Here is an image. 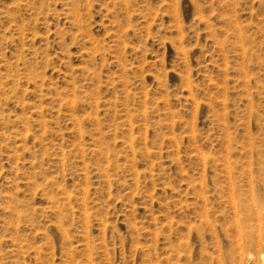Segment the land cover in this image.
Returning <instances> with one entry per match:
<instances>
[{
	"label": "rangeland",
	"instance_id": "rangeland-1",
	"mask_svg": "<svg viewBox=\"0 0 264 264\" xmlns=\"http://www.w3.org/2000/svg\"><path fill=\"white\" fill-rule=\"evenodd\" d=\"M258 202L264 0H0V264H264Z\"/></svg>",
	"mask_w": 264,
	"mask_h": 264
},
{
	"label": "bare ground",
	"instance_id": "bare-ground-1",
	"mask_svg": "<svg viewBox=\"0 0 264 264\" xmlns=\"http://www.w3.org/2000/svg\"><path fill=\"white\" fill-rule=\"evenodd\" d=\"M247 175V174H246ZM250 194V193H249ZM259 201V200H258ZM255 206V205H254ZM262 207H264V203L260 204L258 202V208L261 209ZM258 212V211H257ZM248 257L250 258L251 257V252L248 253ZM252 258V257H251Z\"/></svg>",
	"mask_w": 264,
	"mask_h": 264
}]
</instances>
